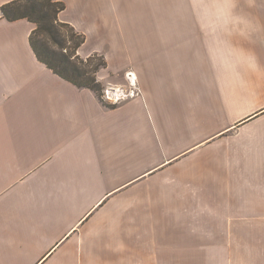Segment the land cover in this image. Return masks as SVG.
<instances>
[{"label":"crops","instance_id":"1","mask_svg":"<svg viewBox=\"0 0 264 264\" xmlns=\"http://www.w3.org/2000/svg\"><path fill=\"white\" fill-rule=\"evenodd\" d=\"M60 1L118 106L0 18V264H264V0Z\"/></svg>","mask_w":264,"mask_h":264},{"label":"trees","instance_id":"2","mask_svg":"<svg viewBox=\"0 0 264 264\" xmlns=\"http://www.w3.org/2000/svg\"><path fill=\"white\" fill-rule=\"evenodd\" d=\"M64 7L60 0H11L1 6V11L9 20L26 18L34 23L30 45L36 57L54 73L79 88L93 91L106 108L117 107L118 102L105 99V86L97 77V72L107 67L104 56L97 52L78 54L85 35L58 19Z\"/></svg>","mask_w":264,"mask_h":264},{"label":"rangeland","instance_id":"3","mask_svg":"<svg viewBox=\"0 0 264 264\" xmlns=\"http://www.w3.org/2000/svg\"><path fill=\"white\" fill-rule=\"evenodd\" d=\"M90 43H95V40L94 39H92V40H89V42H88V45H87V48L88 47H94L92 44H90ZM116 79V78H115ZM117 80V79H116ZM119 80H121L122 81V77H120L119 76ZM130 82H131V80H130ZM127 82H125V83H123V84H126ZM111 87H113V86H111ZM111 87H109V88H111ZM124 89V88H123ZM116 90H119V92H120V88L119 87H117L116 89H114V90H111V89H106V91H105V99L106 100H108V101H110V102H114V101H118V97L119 96H112L111 95V91H115V92H117ZM110 92V93H109ZM129 94H126L125 96H123V98H125V97H127Z\"/></svg>","mask_w":264,"mask_h":264},{"label":"built area","instance_id":"4","mask_svg":"<svg viewBox=\"0 0 264 264\" xmlns=\"http://www.w3.org/2000/svg\"><path fill=\"white\" fill-rule=\"evenodd\" d=\"M2 16H3V14H2V11H1V9H0V18H2Z\"/></svg>","mask_w":264,"mask_h":264}]
</instances>
